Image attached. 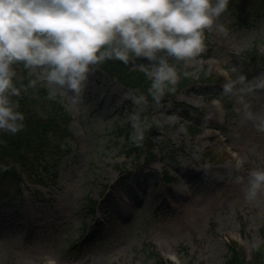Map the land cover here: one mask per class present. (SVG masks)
<instances>
[{
  "label": "rangeland",
  "instance_id": "1",
  "mask_svg": "<svg viewBox=\"0 0 264 264\" xmlns=\"http://www.w3.org/2000/svg\"><path fill=\"white\" fill-rule=\"evenodd\" d=\"M255 4L229 8L220 18L227 34L207 32L211 46L176 62L205 68L212 80L152 104L150 118L160 121L162 135L153 157L115 135L117 127L131 125L135 109L132 90L115 78L94 71L79 103L60 96L72 117L69 150L55 170L39 167L48 173L44 183L23 181L16 196L0 190V264H226L230 241L248 255L254 241H264V193L248 201L234 179L264 167V133L244 118L235 97L221 94L225 70L233 66L248 79L264 73V64L252 59L253 49L264 53V13ZM247 100L264 114V90ZM175 101L204 106L189 112L196 134ZM165 167L170 185L162 180Z\"/></svg>",
  "mask_w": 264,
  "mask_h": 264
},
{
  "label": "clouds",
  "instance_id": "2",
  "mask_svg": "<svg viewBox=\"0 0 264 264\" xmlns=\"http://www.w3.org/2000/svg\"><path fill=\"white\" fill-rule=\"evenodd\" d=\"M229 4L230 0H0V133L24 129L25 113L17 98L28 89L43 83L50 98L67 96L77 104L91 74L106 60H146L140 67L151 81L147 93L159 105L180 78L176 62L204 52L207 32L227 34L220 18ZM17 66L27 70L26 84ZM256 90H264V73L248 79L236 66L225 70L222 95L235 97L244 118L264 133V114L255 112L247 100ZM130 99L135 105L128 115L130 139L140 144L152 124L160 121L144 114L148 95L133 93ZM241 164L237 159L235 167ZM5 167L0 163V169ZM234 179L248 201L264 193V167ZM261 243L257 239L253 246Z\"/></svg>",
  "mask_w": 264,
  "mask_h": 264
},
{
  "label": "trees",
  "instance_id": "3",
  "mask_svg": "<svg viewBox=\"0 0 264 264\" xmlns=\"http://www.w3.org/2000/svg\"><path fill=\"white\" fill-rule=\"evenodd\" d=\"M246 0H230V11L245 10L243 4ZM256 7L262 9L264 13V0H256ZM206 44L211 46V40L206 37ZM211 48V47H210ZM208 51L211 52V49ZM204 57L209 56V52L203 54ZM252 59L256 62L264 64V53H260L258 49L252 50ZM144 61L138 63L130 61L128 64L120 60H106L96 67V72H102L110 77L117 79L123 86L132 90L133 93H145L148 95V103L145 105L144 114L150 118L152 104L156 103L147 93L150 86V79L146 73L138 68ZM205 68L197 70L195 68L185 69L178 68L180 78L174 86V90L167 92L161 102L168 99H174L177 92L187 86H191L198 81L212 80V76H205ZM17 72L23 78L22 82L27 83V70L22 66H17ZM198 73V78L195 74ZM219 96V95H218ZM20 102V110L25 113V127L21 131L11 134L7 132L0 133V163L6 165L0 169V190L11 189L17 192L19 184L27 179L30 182L44 183L48 173L39 172V167L45 171L55 170L60 159L64 157L69 148L66 147L67 138L71 136L69 123L71 121V113L64 105V101L60 96L50 98L48 87L43 83L38 84L36 88L28 89V91L18 97ZM210 99V98H209ZM227 99L224 101L226 102ZM175 104L184 112L187 120L186 127L191 133L196 134L199 131L198 125L191 122L190 111L202 112L204 106L193 107L182 101H175ZM230 101L227 100V105ZM132 126L117 127L115 135L123 136L132 148L136 151H146L147 156H154L155 143L160 139L161 132L155 123L146 132L142 143L137 144L130 139ZM215 160H207L205 162H214ZM162 178L167 184L172 183L170 170L165 167L162 170ZM228 257L226 264H264V243L260 247L252 248L250 255L246 254L242 247L236 242L230 241L227 245Z\"/></svg>",
  "mask_w": 264,
  "mask_h": 264
},
{
  "label": "bare ground",
  "instance_id": "4",
  "mask_svg": "<svg viewBox=\"0 0 264 264\" xmlns=\"http://www.w3.org/2000/svg\"><path fill=\"white\" fill-rule=\"evenodd\" d=\"M128 196V195H127Z\"/></svg>",
  "mask_w": 264,
  "mask_h": 264
}]
</instances>
